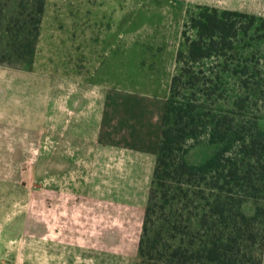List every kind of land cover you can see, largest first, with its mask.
I'll list each match as a JSON object with an SVG mask.
<instances>
[{
  "label": "rangeland",
  "instance_id": "rangeland-1",
  "mask_svg": "<svg viewBox=\"0 0 264 264\" xmlns=\"http://www.w3.org/2000/svg\"><path fill=\"white\" fill-rule=\"evenodd\" d=\"M203 6L264 18V0H47L32 68L0 65V264H136L164 99ZM237 40L227 65L249 75H224L215 106L245 97L264 130L261 21ZM121 147L123 171L102 156ZM216 149L204 140L186 159Z\"/></svg>",
  "mask_w": 264,
  "mask_h": 264
},
{
  "label": "trees",
  "instance_id": "trees-1",
  "mask_svg": "<svg viewBox=\"0 0 264 264\" xmlns=\"http://www.w3.org/2000/svg\"><path fill=\"white\" fill-rule=\"evenodd\" d=\"M46 4L0 0L1 66L32 68ZM258 20L264 30V18L203 6L186 24L136 264H264V130L245 114V97L237 96L232 109L215 106L224 99V75H249L247 64L230 69L227 59ZM212 58L225 60L218 72L204 68ZM204 140L216 151L190 164L188 153ZM249 203L253 214L244 210Z\"/></svg>",
  "mask_w": 264,
  "mask_h": 264
},
{
  "label": "crops",
  "instance_id": "crops-1",
  "mask_svg": "<svg viewBox=\"0 0 264 264\" xmlns=\"http://www.w3.org/2000/svg\"><path fill=\"white\" fill-rule=\"evenodd\" d=\"M168 97H169V90H168V95L165 97V101H167L168 100ZM90 99V98H89ZM94 101H95V98H92V99H90V104H92V103H94ZM78 103V102H77ZM126 134L127 133H123L122 135L123 136H126ZM122 137V136H121ZM132 137V136H131ZM131 143H132V141H131ZM124 150H126L125 149V147H121V148H119V150L117 151V150H115V149H112V150H107V152L106 151H104V153L102 154V156H104L105 158H106V163H107V166H109L110 165V168H112L113 167V165L111 164V162H115V165H117L116 167L118 168V167H121V170L123 171V168L125 167V165L126 164H128V163H126V155H124V153H123V151ZM105 152H106V156H105ZM145 158H146V156H144L143 157V159H142V162L145 160ZM131 160V159H130ZM135 162V161H134ZM130 164H132V161H131V163H129L128 165H130ZM121 171V172H122ZM124 174V172L123 173H121V176Z\"/></svg>",
  "mask_w": 264,
  "mask_h": 264
}]
</instances>
